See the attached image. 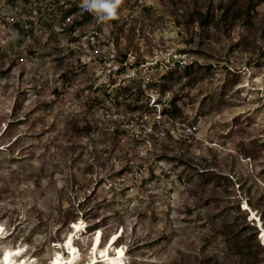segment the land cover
<instances>
[{
    "label": "rangeland",
    "instance_id": "1",
    "mask_svg": "<svg viewBox=\"0 0 264 264\" xmlns=\"http://www.w3.org/2000/svg\"><path fill=\"white\" fill-rule=\"evenodd\" d=\"M77 3L0 0V257L50 264L73 234L87 264L100 229L123 264H264V0H123L72 29Z\"/></svg>",
    "mask_w": 264,
    "mask_h": 264
},
{
    "label": "trees",
    "instance_id": "2",
    "mask_svg": "<svg viewBox=\"0 0 264 264\" xmlns=\"http://www.w3.org/2000/svg\"><path fill=\"white\" fill-rule=\"evenodd\" d=\"M81 3H77L74 4L73 6H71L69 9H66V11L64 12V18L63 20H71L70 16L72 14H74L75 12H78L81 10V4H82V0H80ZM240 10L238 9L234 14H230L228 8H226L223 13L222 16L220 17V19L216 20L214 12H212L211 10H207V13L202 14L201 12L196 13L197 15V19L199 21V24L202 27L205 26H209L210 24H214V25H218L221 22H224L225 24L227 23H233L237 18L240 17ZM82 20H74L72 22V29L75 25L77 24H81L82 21L84 19H87V17H89L91 15V12L89 11H82ZM249 12V10H248ZM188 13L191 14L190 18L194 17L193 13L188 11ZM195 14V13H194ZM125 57V56H124ZM123 62V59L121 60V63ZM140 63V62H139ZM201 67H205V69H211L212 64H202L199 63L198 61H193L189 64H187L184 68L185 71V75L184 77H190V75L192 74V70H195V68L199 69ZM174 69L171 68L169 69V71L167 72L166 75H163V78H167V79H174L175 77V73H174ZM179 79H182L183 76L182 75H178ZM145 84V81L140 77V76H136L133 81L131 82L130 85L126 86L124 88V93L126 94V96H130L131 94L134 95L135 97L133 98V100H131V105L133 107H138L140 106V104H143L144 102L141 100V97L145 94L144 89H143V85ZM155 86L158 87V97L160 96H164L165 95V91L166 88H168V84L165 82H154ZM131 92V93H130ZM141 102V103H140ZM147 107V105H145ZM162 113L164 116H166V118L168 119H173V118H177L178 116L182 115V111L179 108L178 104H177V96L175 95L174 97H172L169 101H164L163 103V109H162ZM201 173H204L201 172Z\"/></svg>",
    "mask_w": 264,
    "mask_h": 264
},
{
    "label": "bare ground",
    "instance_id": "3",
    "mask_svg": "<svg viewBox=\"0 0 264 264\" xmlns=\"http://www.w3.org/2000/svg\"><path fill=\"white\" fill-rule=\"evenodd\" d=\"M248 206V205H247ZM247 208V207H246ZM75 230L78 232L81 229V225L75 223ZM1 237L3 236V232H1ZM117 233V232H116ZM116 233L112 235L108 241L105 248H101L102 241V231L99 229L93 239L92 242V259L87 264H123L124 252L123 249L119 248L116 251V254L113 255L111 253V249L117 243L119 239L117 238ZM262 236L264 237V230L262 232ZM119 246H117L118 248ZM68 249L66 253L67 256L61 251V249ZM116 248V247H115ZM114 248V249H115ZM59 249L55 253V256L52 258L50 264H83L81 263V251L80 248L75 243L74 235L71 234L65 239L64 243L59 244ZM25 247H15V248H5L0 257V264H39L37 258H26Z\"/></svg>",
    "mask_w": 264,
    "mask_h": 264
},
{
    "label": "clouds",
    "instance_id": "4",
    "mask_svg": "<svg viewBox=\"0 0 264 264\" xmlns=\"http://www.w3.org/2000/svg\"><path fill=\"white\" fill-rule=\"evenodd\" d=\"M123 0H82L81 7L93 13L99 21L107 22L117 19V10Z\"/></svg>",
    "mask_w": 264,
    "mask_h": 264
}]
</instances>
